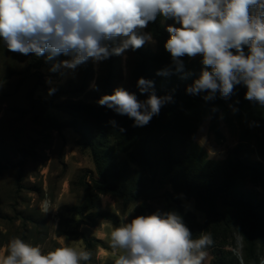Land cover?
<instances>
[{"label": "trees", "instance_id": "obj_1", "mask_svg": "<svg viewBox=\"0 0 264 264\" xmlns=\"http://www.w3.org/2000/svg\"><path fill=\"white\" fill-rule=\"evenodd\" d=\"M167 23L174 21L157 17L145 29L156 42L155 50L146 43L137 50H128L132 85L129 92L135 93L141 101L147 99L148 94H141L137 88V80L143 77L153 82L152 90L158 97H172V102L166 103L147 125L133 126V119L98 104L103 95L113 93L119 78L116 55L102 61L95 88H90L95 76L90 60L81 65L79 84L68 92L75 97L84 94L90 101L66 99L54 103L53 100L31 99L32 107L38 109L33 117L36 124L58 132L73 129L80 136L81 144L88 146L93 155L97 178L85 184L84 203L66 210L82 217L89 212L86 217L94 226L101 218L116 224L115 215L94 211L100 195H109L124 205L141 201L137 213L150 215L161 212L154 203L163 193L164 200L174 205L184 221L189 216L178 198L184 196L194 199L196 209L205 214L204 225L191 217L189 229L193 236L211 227L213 234L225 239L226 233L234 229L242 237V262L230 251L216 247L212 264H259V247L264 245V196L249 191L246 186L264 187L263 162L253 158L256 150L264 158V107L245 99L247 89L242 84L235 87L234 95L228 100L217 96L205 101L204 93L188 94L187 86L199 77L204 67L202 55L194 58L185 55L183 71L176 72L170 53L164 48L169 38ZM244 50L247 53L246 47ZM5 51L7 49L0 44V56ZM31 59L38 64L45 61L44 57L36 55ZM57 59L70 57L61 55ZM166 67H172L171 74L157 75ZM50 109L67 114L68 119L60 120L49 113ZM221 118L236 126L239 140L224 160L217 161L209 158L196 137L207 120H210L211 132L220 137ZM112 120L115 126L109 123ZM18 154L21 162L17 165L5 159L0 175L5 170H23L25 158L35 153L30 148H20ZM120 154L126 155V159L118 160ZM22 218L35 223L32 216ZM87 243L90 244L88 239Z\"/></svg>", "mask_w": 264, "mask_h": 264}, {"label": "clouds", "instance_id": "obj_2", "mask_svg": "<svg viewBox=\"0 0 264 264\" xmlns=\"http://www.w3.org/2000/svg\"><path fill=\"white\" fill-rule=\"evenodd\" d=\"M157 17L179 25L167 26L164 44L176 72L183 71L185 55H202L204 67L187 86L188 94L228 100L242 84L245 99L264 107V0H0V44L13 53L44 57L52 72L75 70L89 59L99 63L154 42L142 30ZM61 55L70 59L58 60ZM171 73L166 67L157 75ZM137 88L148 94L146 100L117 87L98 104L133 119V126H145L172 97H158L153 82L143 77ZM129 215L102 234L121 250L115 264H202L214 243L211 233L193 236L177 212ZM91 257L86 248L65 245L45 252L15 237L0 264H87Z\"/></svg>", "mask_w": 264, "mask_h": 264}, {"label": "rangeland", "instance_id": "obj_3", "mask_svg": "<svg viewBox=\"0 0 264 264\" xmlns=\"http://www.w3.org/2000/svg\"><path fill=\"white\" fill-rule=\"evenodd\" d=\"M168 25L179 27L174 23ZM146 45L156 49L155 41L146 42ZM33 55L7 50L0 56V167L6 165L5 159L18 165L21 162L18 154L20 148H30L35 153L25 158L23 170H5L0 175V261L7 254L8 242L19 237L30 244L40 245L45 252L65 245L76 249L86 248L92 254L87 264H115L121 250H114L102 234L110 231L109 224L118 226L126 214L130 213L129 219L139 216L137 210L141 201L124 205L109 195H100L94 211L115 215L118 219L116 224L101 218L94 226L86 217L89 212L82 217L66 210L84 203L85 184H91V180L97 178L93 155L88 146L81 144L80 136L73 129L66 128L58 132L36 124L33 117L38 109L32 107L31 99L45 102L53 100L54 103L66 99H90L84 94L75 97L68 92L79 84L81 65L75 70L52 72L51 62L45 60L38 64L31 59ZM116 56L120 74L114 89L123 87L129 91L132 85L128 50ZM89 60L95 73L90 83V88H93L103 64L102 61L94 63ZM49 113L60 120L68 119L67 114L57 109H50ZM219 129L220 137H216L210 130V120L205 121L196 141L207 151L210 159L222 161L228 151L238 144L239 132L236 126L228 124L223 118L220 119ZM252 148L256 150L254 145ZM253 158L264 165V158L257 150ZM125 159L126 155L118 156L120 161ZM246 189L264 196V187L248 184ZM162 194L154 203L157 208L162 213L176 212L174 205L167 204ZM178 198L189 216L184 219L187 227L192 223V216L204 225L205 214L196 209L194 199L184 196ZM29 216L33 217L35 223L22 218ZM201 232L211 233L214 241L206 249L207 255L202 264L213 263L216 247L230 251L235 258L242 260V237L237 229L226 233V239L213 234L211 227ZM201 232L197 231L195 236ZM258 254L259 264H264V245L259 247Z\"/></svg>", "mask_w": 264, "mask_h": 264}, {"label": "bare ground", "instance_id": "obj_4", "mask_svg": "<svg viewBox=\"0 0 264 264\" xmlns=\"http://www.w3.org/2000/svg\"><path fill=\"white\" fill-rule=\"evenodd\" d=\"M145 29H146V28H145ZM145 29L142 30V33H145V31H146Z\"/></svg>", "mask_w": 264, "mask_h": 264}, {"label": "water", "instance_id": "obj_5", "mask_svg": "<svg viewBox=\"0 0 264 264\" xmlns=\"http://www.w3.org/2000/svg\"><path fill=\"white\" fill-rule=\"evenodd\" d=\"M242 262V260H240Z\"/></svg>", "mask_w": 264, "mask_h": 264}]
</instances>
